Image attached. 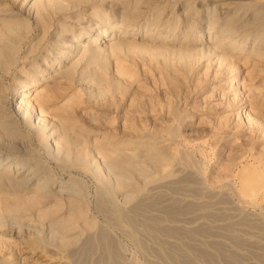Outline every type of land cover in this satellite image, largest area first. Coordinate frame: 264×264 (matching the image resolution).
Masks as SVG:
<instances>
[{"label": "rangeland", "instance_id": "1", "mask_svg": "<svg viewBox=\"0 0 264 264\" xmlns=\"http://www.w3.org/2000/svg\"><path fill=\"white\" fill-rule=\"evenodd\" d=\"M19 1L0 0L30 14L0 70V159L40 183L0 189L11 264H47L26 239L52 264H264V186L234 188L264 174V0H57L42 23Z\"/></svg>", "mask_w": 264, "mask_h": 264}, {"label": "bare ground", "instance_id": "2", "mask_svg": "<svg viewBox=\"0 0 264 264\" xmlns=\"http://www.w3.org/2000/svg\"><path fill=\"white\" fill-rule=\"evenodd\" d=\"M13 1V0H12ZM15 1V0H14ZM56 1L57 0H22L18 5H17V9H19L18 11L20 12H24L27 11L28 14L29 13H32L31 16H33L32 18H34V20H37V22L39 23H42V21L45 22V20H48L46 19L47 17V14L49 13V10H51V8H53L54 5H57L56 4ZM6 2V1H5ZM4 4V3H3ZM14 4V3H13ZM16 6V5H15ZM19 6V8H18ZM58 6H60L58 4ZM59 10L60 7H58ZM56 8V7H54ZM13 9V8H12ZM58 10V9H57ZM58 10V11H59ZM52 12V11H51ZM50 12V13H51ZM55 12V11H54ZM52 12V13H54ZM25 14V12H24ZM27 14V13H26ZM24 15L23 16V13H19L17 14L16 12H13L11 10V7H6V5H0V70H5V69H8L11 67V65L15 62V56L17 54V52L20 50L21 48V45L23 43V40L25 39V36L27 35V31L26 29H30L29 28V21H28V16L30 15ZM56 14V12H55ZM19 15H22V17H18ZM51 14H49L48 16L50 17ZM54 16V14L52 15ZM51 18V17H50ZM45 19V20H44ZM27 20V21H26ZM36 22V21H35ZM34 22V23H35ZM37 22L35 24H37ZM48 22V21H46ZM48 24V23H46ZM32 27V26H31ZM42 28V26H41ZM45 28V26L43 27ZM42 28V32L44 31ZM26 31V32H25ZM46 31V30H45ZM29 33V31H28ZM42 34V33H41ZM44 35V34H43ZM41 36V35H40ZM39 38V37H38ZM41 38V37H40ZM74 39V38H73ZM70 40V39H69ZM32 41V40H31ZM34 41H37V39H35ZM59 41V40H57ZM42 42V41H41ZM37 43V42H36ZM64 43V42H63ZM35 44V42H34ZM33 44V46H34ZM39 44V43H37ZM220 45V43H217ZM27 45V44H26ZM91 45V44H90ZM229 45V44H228ZM28 47L30 46V43L29 45H27ZM32 46V45H31ZM31 46H30V49H31ZM50 46H55V45H50ZM60 46V45H59ZM26 47V46H24ZM63 47V46H62ZM90 47H94V50H97L98 47L95 46L94 44L91 45ZM36 48V47H35ZM33 48V49H35ZM56 48V47H55ZM59 48V47H58ZM26 49V48H25ZM29 49V48H28ZM28 53L29 51L32 52L31 50H28ZM76 50V48H75ZM74 50V52H75ZM258 52L261 54V55H264V48H260V49H257ZM43 51V50H42ZM58 51V50H57ZM62 51V49H61ZM24 52V51H23ZM63 52V51H62ZM78 52V51H77ZM65 53V52H64ZM80 53V52H79ZM27 54V53H25ZM24 54V55H25ZM77 54V53H76ZM82 54V55H81ZM87 52L86 50L82 51V53L78 54V55H81V56H84L86 55ZM43 55V54H42ZM63 55V54H61ZM72 55V54H71ZM70 55V56H71ZM44 56V55H43ZM60 56V55H59ZM75 56V55H73ZM77 56V55H76ZM24 57V56H23ZM63 57V56H62ZM25 58V57H24ZM61 58V57H59ZM66 58V56H65ZM71 58V57H70ZM43 59V57H42ZM46 59V57H45ZM43 59V61L45 60ZM63 59V58H62ZM46 61V60H45ZM75 61V60H74ZM74 61L71 62H67V63H64V65H66V67H61L60 69V73L61 75H66L68 72H71V70L73 69V66H75L76 63H74ZM77 61V60H76ZM75 61V62H76ZM41 62V61H40ZM65 62V61H64ZM44 63V62H42ZM49 63V62H48ZM61 63V62H60ZM51 64V63H50ZM63 64V62H62ZM32 65V64H31ZM30 65V66H31ZM54 65V64H53ZM63 65V66H64ZM52 66V64H51ZM54 67V66H53ZM34 68V67H33ZM39 70V69H38ZM238 70V68H237ZM31 71V70H30ZM36 71V69H35ZM9 72V71H8ZM36 73V72H35ZM34 73V75H35ZM33 74V73H31ZM31 79V78H30ZM40 79L39 75H36L34 78H32L30 81L28 80L24 85H22L23 87L21 89H19L16 93V97H19V99H15V108H16V111H21L22 108L20 109V106L23 107V105H25V99L23 97H25L26 95H28L31 90H30V87L34 86V83L36 81H38ZM24 112H22L23 114ZM21 114V112H20ZM0 123L1 124H7V122L5 121V118L2 117L0 115ZM33 125H34V122H33ZM2 160L0 159V189H4L5 187H9V188H25V187H28L29 186V182L30 183H35V184H38L40 182H36L35 180H33V178L30 177L29 175V172L31 169L29 167H24L22 165H19L18 167L15 166L14 164L12 163H9V162H1ZM13 161V160H12ZM250 167V166H249ZM30 169V170H29ZM31 173V172H30ZM32 174V173H31ZM33 177V176H32ZM37 178V177H36ZM264 180V174L260 171H255L253 167H251V169H246V170H241L238 171L237 173V176H236V183H235V192H237V195L239 196L240 200H242L244 203H252L257 201L256 200V196H258V194H260V192L263 190V181ZM58 183V182H57ZM167 183L168 182H161L159 183L158 185H155V186H152L150 188V191L152 192H159L161 193L164 198H175V197H181V198H186L187 199V196H188V192H184L181 194V196H178L179 194H176V193H172L170 190V188H168L167 186ZM234 184V182H233ZM39 185V184H38ZM56 185V184H55ZM58 185V184H57ZM60 186H62V183L59 184ZM47 186V185H46ZM50 186V185H49ZM30 187H32L30 185ZM35 187V186H34ZM54 187V186H53ZM36 188H44L42 187L41 185L40 186H36ZM50 188V187H49ZM48 188V189H49ZM27 189V188H26ZM29 189V188H28ZM33 189V187H32ZM31 189V190H32ZM56 189V188H55ZM60 189V188H58ZM57 189V190H58ZM57 190L53 191V192H56ZM45 191V190H44ZM50 191V190H49ZM174 191V190H173ZM48 192V191H47ZM52 192V193H53ZM262 194V192H261ZM45 195V193H44ZM201 195L199 196H193L191 197L192 199L194 198L195 200L196 199H199ZM260 197V196H259ZM264 198V196H263ZM188 199H190V197H188ZM193 199V200H194ZM203 199V198H202ZM258 199V198H257ZM262 199V198H261ZM191 200V199H190ZM201 200V199H200ZM258 202V201H257ZM256 202V203H257ZM253 204V203H252ZM219 205V204H218ZM217 207H220V206H216ZM222 207V205H221ZM215 209V208H214ZM121 214L123 215L122 211L120 209H113V216L115 217H120ZM198 215V214H196ZM194 216V215H193ZM192 216V217H193ZM201 216V215H199ZM187 217V216H186ZM195 217V216H194ZM198 218V216H196ZM195 217V219H197ZM203 218V217H202ZM194 219V218H193ZM193 219H191V222L193 221ZM194 219V220H195ZM201 217L198 219L200 220ZM198 220H195L196 222ZM224 220V219H223ZM222 220V221H223ZM194 221V222H195ZM199 222V221H198ZM212 222V220H211ZM210 222V223H211ZM218 222H221V221H218ZM217 223V222H216ZM214 225V224H213ZM216 225H219V224H215ZM217 227V226H216ZM249 233V232H247ZM244 234V233H243ZM254 235V234H253ZM244 236V235H243ZM242 236V237H243ZM246 236V235H245ZM244 236V237H245ZM255 236V235H254ZM247 237V236H246ZM254 238V237H253ZM251 238V239H253ZM250 239V238H249ZM255 239V238H254ZM201 240V239H200ZM26 244L25 245V251L26 252H31V253H35V254H39V256L43 257V259L46 261L47 264H52V258L51 257H48L46 256L42 250H40L34 243L31 239H26L25 240ZM246 241V240H245ZM248 241H252V240H248ZM231 246V245H229ZM250 259V257H249ZM11 258L8 257V255H6V253L4 251H0V264H11Z\"/></svg>", "mask_w": 264, "mask_h": 264}]
</instances>
